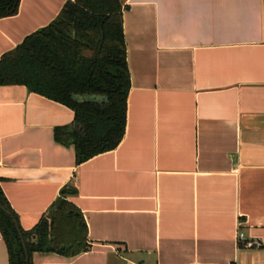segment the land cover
Wrapping results in <instances>:
<instances>
[{"label": "crops", "instance_id": "crops-1", "mask_svg": "<svg viewBox=\"0 0 264 264\" xmlns=\"http://www.w3.org/2000/svg\"><path fill=\"white\" fill-rule=\"evenodd\" d=\"M67 1L20 0L0 18V58ZM121 2L131 88L114 150L77 164L54 136L75 112L0 86L1 187L20 226L48 217L66 185L87 224L89 250L33 263L264 264V0Z\"/></svg>", "mask_w": 264, "mask_h": 264}, {"label": "trees", "instance_id": "trees-1", "mask_svg": "<svg viewBox=\"0 0 264 264\" xmlns=\"http://www.w3.org/2000/svg\"><path fill=\"white\" fill-rule=\"evenodd\" d=\"M19 3L0 0V18L17 14ZM124 9L121 0H68L51 23L0 58V86L24 85L75 112L73 123L56 127L54 136L75 147L77 164L114 150L125 135L131 76ZM1 181L0 231L9 264H34L35 252L89 250L85 218L68 199L76 187L64 186L48 217L25 230Z\"/></svg>", "mask_w": 264, "mask_h": 264}, {"label": "built area", "instance_id": "built-area-1", "mask_svg": "<svg viewBox=\"0 0 264 264\" xmlns=\"http://www.w3.org/2000/svg\"><path fill=\"white\" fill-rule=\"evenodd\" d=\"M238 239L240 241V244L244 245V246H254L256 244H258L257 242L251 241V240H246L245 235L243 232H240L238 235Z\"/></svg>", "mask_w": 264, "mask_h": 264}, {"label": "water", "instance_id": "water-1", "mask_svg": "<svg viewBox=\"0 0 264 264\" xmlns=\"http://www.w3.org/2000/svg\"><path fill=\"white\" fill-rule=\"evenodd\" d=\"M5 211H6L8 214H10V211H8L7 209H5ZM25 249H26V247H25ZM26 251H27V249H26Z\"/></svg>", "mask_w": 264, "mask_h": 264}]
</instances>
